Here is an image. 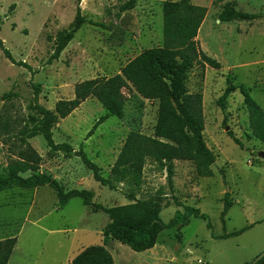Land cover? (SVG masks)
I'll use <instances>...</instances> for the list:
<instances>
[{
  "label": "rangeland",
  "instance_id": "rangeland-1",
  "mask_svg": "<svg viewBox=\"0 0 264 264\" xmlns=\"http://www.w3.org/2000/svg\"><path fill=\"white\" fill-rule=\"evenodd\" d=\"M126 1L0 0V39L15 60L27 65L12 62L0 49V96L15 93L10 100H0V113L6 108L18 125L31 112L34 84L39 87L38 102L53 109L59 99L74 96L77 82L114 75L142 49L161 45L164 0H137L132 9L121 10ZM190 1L206 8L196 36L199 48L220 63L217 68L195 64L186 80L190 92L202 93L203 136L215 154L210 176L197 175L192 161L174 160L169 183L165 167L147 157L139 185L124 181L111 189L94 179L75 151L83 149L100 173L110 177L129 131L153 133L158 101L141 97L128 84L115 88L123 116H108L90 135L96 120L107 113L94 97L54 124V141L67 142L74 151L51 150L41 135L28 138L41 156L37 171L55 178L64 190L92 189L94 200L108 207L132 202L128 194L135 199L155 197L164 222L177 210L184 212L185 205L206 215H191L185 224L165 228L149 251L109 240L106 247L114 264H253L264 251V142L252 133L246 105L249 97L264 113V0ZM226 2L261 16L220 21L217 16ZM78 5L82 15L102 25L84 23L59 57L48 63L57 32L69 27ZM228 79L233 90L223 111L218 99ZM17 144L0 136V175ZM225 192L232 204L222 218ZM108 220L106 213L88 209L80 197L60 208L47 185L0 190V239L17 237L11 264H70L84 247L102 244Z\"/></svg>",
  "mask_w": 264,
  "mask_h": 264
},
{
  "label": "trees",
  "instance_id": "trees-1",
  "mask_svg": "<svg viewBox=\"0 0 264 264\" xmlns=\"http://www.w3.org/2000/svg\"><path fill=\"white\" fill-rule=\"evenodd\" d=\"M136 1L127 0L121 6V10L132 9ZM205 13L204 6L190 0H164L161 45L142 49L114 75L96 76L77 82L74 85V96L70 99H59L53 109L46 108L38 102L39 87L34 84V96L28 105L31 112L24 119H20L22 122L17 123L18 125L6 108L0 113V136L5 137V140L18 141L14 157L10 158L4 174L0 175V190L14 185L25 188L47 185L55 192L60 208L65 206L70 198L80 197L83 204L92 212L102 211L109 218L103 230L102 244L84 247L71 259L70 264H114L113 257L106 247L109 240L119 241L135 251H143L155 245L159 234L165 228L185 224L191 215L206 218L197 207L185 205L184 212L177 210L168 222H164L160 217L161 202L155 197L135 199L132 194H128L126 197L132 202L108 207L94 200L92 189L64 190L55 178L37 171L41 156L28 141L30 137L41 135L51 150L74 151L69 143L54 141L52 132L54 124L70 114L88 97H94L107 108V113L96 120L88 133L90 135L108 116H123L121 104L115 99V88L128 84L141 97L158 101L153 133L146 135L129 131L110 168V177H104L100 173L99 166L87 157L83 149L75 151L83 164L92 171L94 179L111 189H116V183L124 181L139 185L143 163L147 157L165 167L169 183L174 174V160L192 161L197 175L210 176L215 154L206 145L203 136L202 93L190 92L186 85L188 72L195 64H208L215 68L220 65L199 48L196 39ZM260 16V13L243 11L235 8L231 2H226L217 18L227 22L254 20ZM84 23L102 25L82 15L78 5L69 27L57 32L48 63L59 57L60 52ZM0 49L12 62L27 66L25 62L12 57L1 39ZM232 90L231 81L228 79V84L218 99V105L223 111L226 109V98ZM14 94L4 93L0 100H10ZM246 105L252 133L264 142V113L249 97H246ZM232 138L241 145L238 138L234 136ZM27 170L31 171L30 175L20 174ZM228 194L225 192L222 198V218L232 204ZM207 226L209 227L208 222ZM244 229L246 227L232 233H224L222 237L238 234ZM16 240V236L0 239V264H11L9 260ZM259 255L261 256L253 264H264V251L256 257Z\"/></svg>",
  "mask_w": 264,
  "mask_h": 264
},
{
  "label": "water",
  "instance_id": "water-1",
  "mask_svg": "<svg viewBox=\"0 0 264 264\" xmlns=\"http://www.w3.org/2000/svg\"><path fill=\"white\" fill-rule=\"evenodd\" d=\"M260 155L264 156V151H261ZM111 241H112V240H111ZM262 253H263V252H262ZM262 253H261V254H262ZM260 256H261V255H259L258 257H256V259L259 258Z\"/></svg>",
  "mask_w": 264,
  "mask_h": 264
},
{
  "label": "crops",
  "instance_id": "crops-1",
  "mask_svg": "<svg viewBox=\"0 0 264 264\" xmlns=\"http://www.w3.org/2000/svg\"><path fill=\"white\" fill-rule=\"evenodd\" d=\"M157 241H158V240H157ZM156 244H157V242L155 243V245H156ZM155 245H154V246H155ZM154 246H153L152 248H154ZM149 250H152V249L149 248V249H147L146 251H149ZM80 251H81V250H80ZM80 251H79V252H80ZM79 252H78V253H79ZM71 259H72V258H71ZM70 261H71V260H70Z\"/></svg>",
  "mask_w": 264,
  "mask_h": 264
}]
</instances>
